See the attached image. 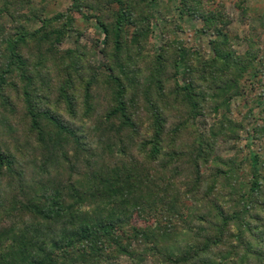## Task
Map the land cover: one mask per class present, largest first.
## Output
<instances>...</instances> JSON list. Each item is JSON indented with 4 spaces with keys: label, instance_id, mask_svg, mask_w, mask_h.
Returning a JSON list of instances; mask_svg holds the SVG:
<instances>
[{
    "label": "trees",
    "instance_id": "16d2710c",
    "mask_svg": "<svg viewBox=\"0 0 264 264\" xmlns=\"http://www.w3.org/2000/svg\"><path fill=\"white\" fill-rule=\"evenodd\" d=\"M161 1L0 0V264H264L257 44L220 0ZM79 20L94 45L60 52Z\"/></svg>",
    "mask_w": 264,
    "mask_h": 264
},
{
    "label": "rangeland",
    "instance_id": "374dc122",
    "mask_svg": "<svg viewBox=\"0 0 264 264\" xmlns=\"http://www.w3.org/2000/svg\"><path fill=\"white\" fill-rule=\"evenodd\" d=\"M72 0H46L47 9L46 12L49 14H54L58 12H64L71 4ZM163 2L167 0H162ZM161 1V2H162ZM220 0L221 3L224 4L225 12L230 20L229 31L231 33L232 39V48L238 54H243L246 51V42L245 39L251 36L256 42V48L258 47V57L261 59V62L264 64V0ZM160 3L157 2L156 6H159ZM164 15V13H163ZM167 18L166 15H164ZM167 25L172 26L170 29H174V33L178 35V37L183 38H192V33L194 28H198L201 23L197 20H191L189 18H179L177 13L174 14L173 19H168ZM165 22V24H166ZM170 22V23H169ZM79 28L81 29V36L76 39L75 33H70L68 37L65 39L64 43L59 46L60 52L71 51L74 48L75 43H79L80 45H85L87 48L94 45L97 37V28L94 27L93 23L84 24L83 21L77 22ZM175 26L181 28L183 30L182 34H178L175 30ZM38 27L37 24H34L30 27V29H34ZM173 33V32H172ZM173 33V34H174ZM173 36V35H172ZM255 36V37H254ZM197 45L202 47L204 50H208V37L203 36L195 39L194 41ZM97 61H100L98 57L93 59V63L97 65ZM264 85V84H263ZM264 87V86H262ZM239 101V99H235L232 103V110H235V105ZM236 119V118H235ZM238 119V118H237ZM211 121L207 120L206 123L204 119L200 118L197 121V125L199 127V131L203 133H208L205 129L210 126ZM264 141V139H263ZM246 143H249L245 140V138L237 141L235 146L237 148H243ZM259 143V142H258ZM255 144L254 150L258 148L260 150V159L264 158V142L261 144ZM234 143L230 141L227 144H222L219 152L223 156H230L234 154L235 148L233 147ZM253 150V146H251ZM116 264V263H115ZM117 264H134L132 261H128L125 259L120 260ZM141 264H151L149 259L143 261Z\"/></svg>",
    "mask_w": 264,
    "mask_h": 264
}]
</instances>
